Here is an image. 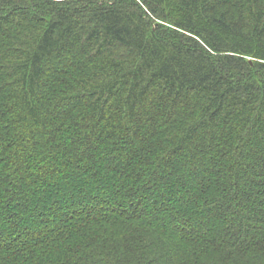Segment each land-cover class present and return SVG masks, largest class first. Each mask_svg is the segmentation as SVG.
Segmentation results:
<instances>
[{
	"label": "trees",
	"instance_id": "obj_1",
	"mask_svg": "<svg viewBox=\"0 0 264 264\" xmlns=\"http://www.w3.org/2000/svg\"><path fill=\"white\" fill-rule=\"evenodd\" d=\"M0 264H264V0H0Z\"/></svg>",
	"mask_w": 264,
	"mask_h": 264
}]
</instances>
